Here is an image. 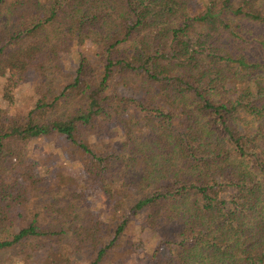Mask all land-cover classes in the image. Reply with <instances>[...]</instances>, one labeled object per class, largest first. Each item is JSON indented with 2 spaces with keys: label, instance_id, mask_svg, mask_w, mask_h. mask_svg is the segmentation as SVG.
Returning <instances> with one entry per match:
<instances>
[{
  "label": "trees",
  "instance_id": "1",
  "mask_svg": "<svg viewBox=\"0 0 264 264\" xmlns=\"http://www.w3.org/2000/svg\"><path fill=\"white\" fill-rule=\"evenodd\" d=\"M191 2L0 0V264H264V0Z\"/></svg>",
  "mask_w": 264,
  "mask_h": 264
},
{
  "label": "rangeland",
  "instance_id": "2",
  "mask_svg": "<svg viewBox=\"0 0 264 264\" xmlns=\"http://www.w3.org/2000/svg\"><path fill=\"white\" fill-rule=\"evenodd\" d=\"M199 0H192V5L197 4ZM75 56L74 55H67L62 59L63 68L68 72V76L65 79H70L75 69ZM30 78L28 81L19 88H12L8 84L5 83L4 80H0V111L3 110L5 112L6 119L9 117H23L25 113L30 109L31 104V94H30ZM56 146L55 143L51 140L43 139L39 141H34L30 143V153L31 157L37 156V160L42 159L43 162H46L47 159L52 157H57L56 154ZM64 149V147H63ZM66 158L61 157L59 158L60 161H64ZM66 163V162H65ZM39 168L40 173H46L47 167ZM50 167L52 170H47V173L55 172L58 169V164L51 162ZM135 232H129L126 236L128 239L132 241ZM130 246V245H129ZM132 254V253H131ZM165 255V254H164ZM113 264V263H111ZM126 264H147L146 261L141 260L137 255L132 254L130 259L127 260Z\"/></svg>",
  "mask_w": 264,
  "mask_h": 264
}]
</instances>
